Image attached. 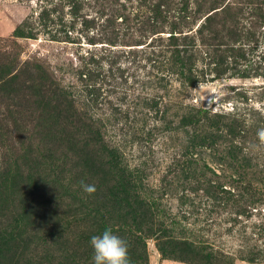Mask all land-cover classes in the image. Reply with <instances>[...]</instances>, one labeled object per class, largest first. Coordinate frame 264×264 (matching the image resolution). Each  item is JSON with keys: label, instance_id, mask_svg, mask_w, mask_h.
Returning a JSON list of instances; mask_svg holds the SVG:
<instances>
[{"label": "rangeland", "instance_id": "1", "mask_svg": "<svg viewBox=\"0 0 264 264\" xmlns=\"http://www.w3.org/2000/svg\"><path fill=\"white\" fill-rule=\"evenodd\" d=\"M158 1L0 0V182L40 159L51 171L29 178L23 204L0 188V243L13 231L30 240L0 252V264H91L90 238L107 227L128 241L131 264H264V0H164L165 19L151 11ZM214 1L229 11L212 21L226 44H202L197 32L213 38L204 13ZM231 14L238 32L223 24ZM109 17L124 37L118 45L103 39ZM85 18L96 24L88 29ZM173 25L197 44L189 69L173 53ZM51 89L69 104L55 130L64 159L50 169ZM226 121L241 124L246 142L226 135ZM87 138L118 148L133 171L137 188L117 206L106 185L87 197L79 184L91 177L86 157L107 152L84 147Z\"/></svg>", "mask_w": 264, "mask_h": 264}, {"label": "trees", "instance_id": "2", "mask_svg": "<svg viewBox=\"0 0 264 264\" xmlns=\"http://www.w3.org/2000/svg\"><path fill=\"white\" fill-rule=\"evenodd\" d=\"M100 0H97V3H99ZM104 4H107L109 2V0H103ZM164 0H159L156 4H154V6L151 7V11L154 12V17L157 18H161V19H165L166 16L164 14V10L161 9V6L164 5ZM75 5L76 3L73 2ZM220 2H216L214 1L213 3L210 4V6L208 7L209 10L204 13L207 14L206 18H205V23H211V34H209L210 36H212L213 38L211 40H207V38H205L204 36L206 35V33L204 34V31L202 30V28L198 29V33L200 35H202L200 37L202 44L206 43V44H211L214 43L216 41H218L219 45L221 44H226L223 39L225 38V32L222 28L221 25H219L218 28H215V26L212 24L213 19L215 20L214 22L216 24L220 23V19L219 16L221 15V17H227V16H223V14H228L229 11L227 9V5L226 6H218ZM104 4H102V6H104L105 8L107 6H105ZM123 7H121L120 9H118L119 14L121 16H125V18H123V20L125 21L127 19L128 21V17L126 16V12H125V7L124 5H122ZM223 6V7H222ZM219 7H222L220 9H217ZM217 9V10H216ZM49 10V9H48ZM53 10V9H51ZM198 13H203L202 7L200 9H197ZM203 15V14H202ZM199 15V16H202ZM43 16H45V18L50 17V13L47 10H44L43 12ZM152 17V15L150 17H148V23L151 22V19L154 18ZM138 20V17H137ZM94 21L93 24H96L95 21L96 19H88L85 18L83 20V24L84 26H86L87 28L90 26V24H92V22ZM105 21V20H104ZM224 25L227 26V29L229 30L228 32L231 31H235L238 32V30H240V26H239V18L237 15H233L231 14L230 19L228 18H224ZM103 25H105V29L103 31H110L108 34H105L107 36H105V38L103 37L104 40H106L109 44L111 45H118V43L122 40H124L121 35L120 32L116 27L117 23H116V17H109L105 22H100ZM146 23V22H145ZM178 26L177 25H173L172 30L170 31L171 35H170V41L171 44L175 47L173 50V53H175L176 56V60L177 62H180L181 66H186L187 69L188 66L190 64H188V61L191 59V57L188 55L189 49L194 47H197V44L191 45L190 43H185V42H189L188 36L184 37V42H183V37L182 35L178 34ZM89 29V28H88ZM117 29V30H116ZM181 32V31H180ZM183 32V31H182ZM240 32V31H239ZM235 33L231 34V39L232 41H238V37H235ZM122 37V38H121ZM207 40V42H205L204 40ZM191 42H194V40H192ZM120 44H128L127 42L124 43H120ZM142 44V42H132L131 45H140ZM151 43L147 44L150 45ZM130 45V44H128ZM219 45H215V47H219ZM192 46V47H191ZM191 50V49H190ZM243 49H240L239 52L237 53H241ZM243 56V53L240 55ZM2 79V78H1ZM41 92L38 93V95H42L40 94ZM43 96V95H42ZM34 98V97H33ZM63 95L60 93V91H56V90H50V95L48 96V99L43 100L45 101L46 106L44 107L45 110V117L46 120L49 122L46 123V127H43V129L47 130L46 132V142H47V146L45 147L48 151V154L45 156L46 160L48 161V163H50V169L51 167H55L59 164H62V159H64L61 155V157L58 155L59 152V146L57 144H59L61 141L64 142V137L63 135L60 136L59 133H56V127H57V123H59L61 119V117H63V115L65 114V107H67V105H65V107L63 108L61 105V101H62ZM65 99L67 100V96L65 97ZM69 100V98H68ZM56 107H60L59 109V113L57 115H50L48 116V114L51 112L52 109H55ZM199 112H202V110H199ZM191 113V111H188L187 115L188 116H194V112L189 115ZM205 113V112H204ZM53 116V117H52ZM187 117V116H186ZM204 117H207L206 114H204ZM217 117L220 118H226L227 120L231 119L230 117L227 116H221V115H217ZM215 123H220L222 124V122L218 119H216V121H214ZM224 130L226 132V135L228 136H236L239 134V129H241V124H237L235 123V121L232 122H224ZM98 134H100L99 131H97ZM239 138V135L237 136ZM243 137V136H241ZM239 140L241 142H246V139H242L239 138ZM99 140L94 138V140L87 138L86 142L83 143L84 147L90 148V147H94L93 145L95 143H98ZM100 144L104 145L107 148V152H102L101 154H97L95 153V155H91L92 156V162L87 161L90 160L89 158L86 157V162H84V173H88L91 177H86L83 182L91 185L94 187L95 191L92 192V194L88 193L87 197H92L93 194L96 192V190L101 191L102 187L104 185H106L107 189V193L109 194L108 196H110L113 201H110L112 204H114L115 206H117L118 204H120V202H122V200H118L119 196L121 194L123 195H132L131 191L136 190V186L134 184L131 183L132 181V175H133V171L131 169H129V167L125 164H122V160H121V154L119 153V149L116 147H107L105 145V143H103V138L100 140L99 142ZM250 143V140H249ZM251 145V143H250ZM81 146V145H79ZM237 146V145H236ZM241 147V146H240ZM234 150H236L235 146L233 147ZM62 154V152H61ZM101 157L100 162L97 160L98 157ZM79 157V156H78ZM26 165V164H24ZM42 166V168H41ZM46 165L43 163V161L40 159L37 163V165H32V167H25V169L22 171H18V169L21 170L20 166H17L16 170L14 173L12 172V178L11 180H7L4 181L2 183V181L0 182V188H4V190L6 191V200H9L11 203H13V200L18 197V196H24V198H22L20 200L21 204H23V202L27 201V194L30 193L31 189L30 186L28 185V182L31 181L29 180L30 177L32 176H36L38 174H48L49 172H51L50 170H47V168L45 167ZM11 167V166H10ZM1 168V167H0ZM9 170V169H8ZM10 171V170H9ZM6 170V172H9ZM211 171V170H210ZM206 173V171L203 172V174ZM50 175V174H49ZM49 177V176H48ZM98 177H101V179H99ZM58 177H56L57 179ZM60 179V178H58ZM61 180V179H60ZM64 180V178H63ZM106 180H108L109 184L111 185L110 187H108L107 184H105L104 182H106ZM197 181H200L199 179ZM68 184V190H71L72 187V183L73 180H69V182H67ZM79 184L81 185L82 189V181L79 182ZM211 185V183H210ZM206 191L207 188H205ZM99 195V194H98ZM99 197V196H98ZM99 207V205H97ZM98 209H96L97 211ZM70 215V213H67V216ZM28 233L26 231H20V232H4L2 234L3 235V242L0 243V252H1V257H6L7 252L6 249H10V248H14V246L17 244V241L23 240L25 242H29V238H25V234ZM69 250V248H67ZM71 256V255H70ZM69 256V257H70ZM68 257V258H69Z\"/></svg>", "mask_w": 264, "mask_h": 264}, {"label": "clouds", "instance_id": "3", "mask_svg": "<svg viewBox=\"0 0 264 264\" xmlns=\"http://www.w3.org/2000/svg\"><path fill=\"white\" fill-rule=\"evenodd\" d=\"M260 136L264 137V131L260 132ZM82 186L85 192L95 191L93 186L83 181ZM90 245L93 249L91 264H131L128 241L114 233L110 227L100 234L93 235Z\"/></svg>", "mask_w": 264, "mask_h": 264}]
</instances>
